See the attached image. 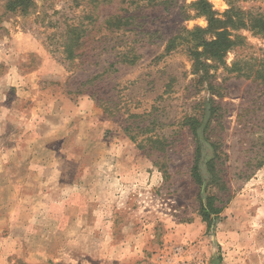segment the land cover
<instances>
[{"label":"rangeland","instance_id":"1","mask_svg":"<svg viewBox=\"0 0 264 264\" xmlns=\"http://www.w3.org/2000/svg\"><path fill=\"white\" fill-rule=\"evenodd\" d=\"M35 1L24 14L0 0V264H264V164L253 165L264 149L256 144L264 88L220 68L212 73L222 95H213L181 47L165 53L172 37L208 25L190 7L197 0L168 8L149 0ZM210 2L219 12L230 7ZM234 2L264 14V0ZM117 16L129 23L109 29ZM67 25L85 30L73 56ZM240 33L248 46L227 61L249 52L264 58V37ZM131 52L136 63L118 62ZM170 76L173 89L164 92ZM211 98L220 117L212 118L210 141L227 155L218 158L224 177L212 191L224 209L208 228L193 168L201 146L206 184L214 151L202 127L196 137L181 121ZM125 102L154 114L171 143L166 153L148 156L127 135Z\"/></svg>","mask_w":264,"mask_h":264},{"label":"trees","instance_id":"2","mask_svg":"<svg viewBox=\"0 0 264 264\" xmlns=\"http://www.w3.org/2000/svg\"><path fill=\"white\" fill-rule=\"evenodd\" d=\"M149 1V3L153 5L164 4L167 8L172 4V0ZM234 1L235 0H229L230 7L224 12H219L215 9L210 0H197L192 2L190 7L195 10L196 14L204 16L207 19L208 25L206 27L195 26L193 29L183 30L172 37L167 42L165 48V53L171 54L181 47V50L186 53L192 63L191 74L196 76L195 80L202 85L207 82L208 90L212 91L211 93L217 96L222 95V84L214 82L215 73H212V70L217 71L220 68L228 74L252 79L264 88L263 57H258L255 53L249 52L236 56L231 63L227 61L229 52L237 48H246L248 46L247 38L244 34L240 33L241 30H249L254 35L264 37V14L245 10L236 5ZM5 5L8 11L26 14L36 5V1L6 0ZM129 20V17L124 18L122 16H117L114 17V19H112V17L109 18L106 22L110 29L112 26L122 27L128 24ZM82 29L83 28L79 26H73L72 28H70L69 25L66 26L64 36L70 56H73V53H75L73 48L82 41L83 33H85V30ZM138 58L139 55L134 52L122 53L120 54L118 62L134 64ZM113 65L114 64H110L109 67ZM109 67L106 68L103 73L108 72ZM174 80L175 78L170 76L169 81L165 85L166 89L164 92L172 91ZM224 80H226V78H224ZM209 102L211 105L206 109L199 102L194 106L192 112H187L183 116L181 124L184 127H188L190 132L196 137L201 133L200 130L202 127L208 135L207 139L210 141V123L212 122V118H214L216 122L219 121L220 109L215 105L216 102L214 99H209ZM124 107H126V111L129 112L128 117L133 119L132 123L124 126V131L127 135L136 142L148 156H153L156 153H166L171 143L168 141V138L160 135L156 131V123L160 124L158 119L155 117L149 118L154 114L149 116V111L146 109L133 112L131 110L133 109L131 102H125ZM154 107L153 105L152 108ZM207 112L213 115V117L210 115L207 116ZM204 121L206 123L203 125ZM152 131H155V133L149 134ZM140 136L143 137L141 138ZM209 144L213 148L214 156L206 162V170L209 175L206 184L203 174L200 172L199 165V158L202 153L201 146H198L196 149L198 162L193 168V176L199 184L198 198L201 201L200 214L203 220L207 222L208 228L212 227L213 223L224 209V200H222L220 196H217L216 192L212 191L213 189H218L224 177L220 175L221 170H218V158L221 157V154L227 155L224 147L220 146L222 144L219 145L216 141H210ZM256 144L264 147V128L263 132L258 136ZM257 154L259 156L256 157L257 160L253 164L254 167H259L264 164V149L261 148L258 150ZM157 159L158 158H154L153 161L157 163ZM165 173L166 177H168L167 170Z\"/></svg>","mask_w":264,"mask_h":264}]
</instances>
